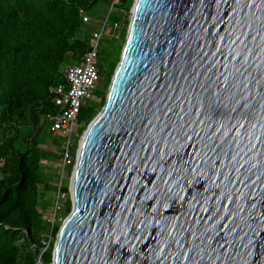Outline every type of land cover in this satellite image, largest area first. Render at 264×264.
<instances>
[{
    "label": "water",
    "instance_id": "water-1",
    "mask_svg": "<svg viewBox=\"0 0 264 264\" xmlns=\"http://www.w3.org/2000/svg\"><path fill=\"white\" fill-rule=\"evenodd\" d=\"M70 195L51 264H264V0H135Z\"/></svg>",
    "mask_w": 264,
    "mask_h": 264
},
{
    "label": "trees",
    "instance_id": "trees-1",
    "mask_svg": "<svg viewBox=\"0 0 264 264\" xmlns=\"http://www.w3.org/2000/svg\"><path fill=\"white\" fill-rule=\"evenodd\" d=\"M102 2L110 8L109 0H0V161H5L0 166V264H38L37 253L46 264L52 262L54 242L48 248L42 242L50 228L48 198L57 193L52 183L59 180L43 170V163L54 159L42 150L46 126L41 117L57 111L51 90L64 82L65 67L89 53V37L97 31L90 34L84 18L91 19ZM133 3L117 0L108 19L113 30L123 23L125 34ZM122 49L121 41L108 70L99 65L103 90L96 94L102 102L82 108L84 121L79 122L85 127L105 106ZM71 150L75 156L77 145ZM71 211L68 201L64 216ZM60 224L53 229V241Z\"/></svg>",
    "mask_w": 264,
    "mask_h": 264
},
{
    "label": "rangeland",
    "instance_id": "rangeland-1",
    "mask_svg": "<svg viewBox=\"0 0 264 264\" xmlns=\"http://www.w3.org/2000/svg\"><path fill=\"white\" fill-rule=\"evenodd\" d=\"M109 1H111V5H112V3L117 2V0H109ZM134 3H135V0H134ZM134 3H133V5H134ZM133 5H132L130 12L128 13V16H127L129 19V22L131 21V17H132ZM111 12H112L111 6H110V8H108L105 3H103V2L100 3L97 6V8L95 9L94 15L91 17L90 22L87 23V25H86V29H88L90 34H91L94 31L101 32V30L103 29V27L105 26L106 21H107L108 28L106 30H104V36L100 42V51H99V56L97 59V63L104 70L109 69V63H110V60L114 57L116 44H118V43L121 44V41H122V47L124 48L125 40L127 37V32L129 29V26H127L126 32L124 34V26L122 23L121 25L116 27V29L113 30V28H112L113 21L110 20L109 24H108V19H109ZM123 37H124V41L122 40ZM89 38H91V37H89ZM122 51H123V49H122ZM120 60H121V57L117 62V66L120 63ZM102 90H103V82L101 81L98 83L97 91H102ZM107 95H108V90H106L105 98ZM101 102H102V100L98 99V94L95 93L93 99L86 101L83 107L84 108L93 107L94 103H101ZM102 109L103 108H101L98 111V114L94 117V119L101 113ZM79 120L84 121L81 116H79ZM93 120L91 121V123L93 122ZM89 125L85 127L83 124H80L77 131H76L77 134L72 137L73 145L74 146L77 145V150H76L75 156H73L71 154V152H72L71 149L69 150L68 154L67 153L65 154V158L67 161L65 168L61 167L59 164L64 162V160L61 158V153H62V150H63L65 144H67L68 140L66 138H62L56 134L51 133L48 129V126H46L45 132H44L43 137H42V141H43L42 150L45 154H48L49 156L53 157L54 161L53 162H44L43 163V170H44V173L50 174L51 177L53 179H55V182H56V177L59 180L58 184L52 183V189L54 191H57V193H54V195H50L48 198L51 201L50 202L51 206L47 209L46 215L48 218L47 222L50 224H53L54 219H55V215H56V217L58 216L56 223H57V221H59L61 223L60 227H62L65 220L69 217V215L64 216V214H65L66 205H67L68 201H71L70 184H71V181L73 178V170L75 168L77 155H78V151H79V146L81 144V141H82L84 134H85L87 128L89 127ZM82 128L84 130H82V133H81L79 130H81ZM77 136H79V138L76 141ZM72 146H71V148H72ZM71 167H73V168L71 169ZM60 188L61 189L62 188H68L69 193L64 194V195L63 194L60 195L59 194ZM40 189H41V193H43L44 192L43 186L40 187ZM59 216H60V219H59ZM44 240L45 241H43L42 244L48 248L50 245V239L47 237V235L45 236ZM52 242H54V246H55L56 239L54 241L52 240Z\"/></svg>",
    "mask_w": 264,
    "mask_h": 264
},
{
    "label": "built area",
    "instance_id": "built-area-1",
    "mask_svg": "<svg viewBox=\"0 0 264 264\" xmlns=\"http://www.w3.org/2000/svg\"><path fill=\"white\" fill-rule=\"evenodd\" d=\"M84 22L87 24L90 22V19L88 17L84 18ZM107 28L106 21L101 32H94L89 41L90 51L80 63L65 67L63 72L64 82L51 90L52 103L57 111L41 117V124L48 126L51 133L68 140L61 153V158L64 162L59 164L63 168L67 164L65 154L69 153L73 145L72 137L77 134L76 131L80 125L79 115L81 110L85 102L93 99L94 94L97 92V86L100 81L97 59L100 51V42L103 39L104 30ZM4 163L5 161L2 159L0 166H3ZM59 194L62 195L61 188L59 189ZM57 217L55 215L53 224L47 222L50 228L46 235L50 239V244L53 240L52 233L57 224Z\"/></svg>",
    "mask_w": 264,
    "mask_h": 264
}]
</instances>
